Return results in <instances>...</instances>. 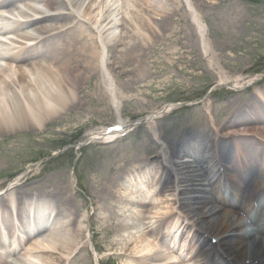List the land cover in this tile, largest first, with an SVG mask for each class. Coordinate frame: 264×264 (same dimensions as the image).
Here are the masks:
<instances>
[{"label": "bare ground", "instance_id": "obj_1", "mask_svg": "<svg viewBox=\"0 0 264 264\" xmlns=\"http://www.w3.org/2000/svg\"><path fill=\"white\" fill-rule=\"evenodd\" d=\"M36 1L32 10L42 15L35 18H41L33 19L21 12L26 23H18L19 32L9 37V45H0V136H9L22 129H43L53 118L83 105L79 93L85 82L94 75H97L100 90L113 108L114 120L108 126L87 133L84 142L111 143L127 134L135 123H128L122 116L121 102L124 97L120 95L115 82V74L125 70L116 62L108 61L107 56L113 49L122 56L140 40L149 38L150 42H155L153 37H164L162 31L171 35L175 28L167 20L178 14L175 3L182 0ZM183 2V20L190 33L189 38L196 36V44L215 73L218 85H230L232 80L233 88L241 89L245 84L241 82V75H229L216 59L198 0ZM170 5L174 9L169 8ZM137 6L140 9L133 11ZM150 14L159 17L155 18L160 20L159 25ZM16 24L9 22L5 29L13 28ZM129 26H139L141 32ZM76 30L77 38H67ZM30 47L36 49L37 57L42 55L44 58L17 64L13 63L16 60L9 58ZM260 96L264 99V92ZM208 104L209 100L203 102L207 111L210 110ZM174 108V104H168L145 118L152 141L160 146L158 155L163 160L162 174L168 175V181L157 188L162 175L157 183H151L147 182L148 178L138 180L132 174L136 182L133 183L131 172H125L123 182L112 179V185H117L107 191V203L97 207L99 212H103L100 215L103 223L108 219L105 210L111 217L113 212L118 214L116 224H119L118 228H124L118 244L129 248L119 254L127 256L129 264H173V258L178 259L181 254L175 255V251L160 248L155 244L156 236L153 237L160 229H165L169 242L179 246V253L187 250L192 254L204 246V251L198 257L212 256L223 264H264V226L254 235L244 224V218H237L231 209L218 213L219 206H213L211 200L219 180L240 184L238 176L250 175L254 167L250 165L248 150L239 146V137H254L264 146V113L253 109L252 118L240 114L222 131L215 130L216 138L223 136L232 139L243 159L240 166H229L230 174H227L221 173L219 164L213 162L212 151L219 153L216 146H210L203 156H195L194 148L187 151L191 153L189 155H182L184 149L171 155L167 146L160 143L156 121ZM252 145L248 148H254L253 141ZM256 153L259 157L258 150ZM199 158L206 161L207 169L197 168ZM262 163L264 166V158ZM19 180L10 182L5 193L0 192V196L4 194L11 205L18 209V220L15 222L9 208L0 205V247L5 241L18 244L22 253L20 261L14 260L12 264H69L94 238L88 233L91 231L85 222V214L72 217L73 211L79 209V203L74 201L69 190L50 191L46 197L48 200L28 206L26 213L30 219L27 217L25 221L26 214L23 215V206L19 203L21 196L16 193ZM139 181L142 182L140 189ZM144 186L146 189L149 187L148 190L143 189ZM255 186L253 184L252 188ZM153 187L155 189L151 190ZM262 190L264 188L257 191ZM149 192L150 196L147 195ZM259 192H253L250 201ZM161 195L168 197L167 200ZM114 198L121 202L113 204L111 200ZM171 218H177L174 224L176 228L170 227ZM31 223L35 225L30 227ZM119 239L114 238L112 244ZM92 246L95 248L94 244Z\"/></svg>", "mask_w": 264, "mask_h": 264}, {"label": "rangeland", "instance_id": "obj_2", "mask_svg": "<svg viewBox=\"0 0 264 264\" xmlns=\"http://www.w3.org/2000/svg\"><path fill=\"white\" fill-rule=\"evenodd\" d=\"M198 4L208 25L217 61L229 75H241V82L245 83L241 89H233L232 80L229 86L218 85L215 73L196 44V36L189 38L183 20V0L175 3L178 14L167 20L175 28L171 35L162 31L164 37H153L155 42H150L149 38L140 40L122 56L115 49L107 56L108 61L116 62L125 70L115 74L117 90L124 97L121 102L123 118L145 120L155 110L178 104L176 110L156 121L159 138L168 145L171 154L194 148L201 155V150L215 142V128L221 130L225 123L240 114L251 117L253 109L264 111V101L259 94L264 92V78L258 77L264 74V0H198ZM169 8L174 9L172 5ZM139 9L137 6L133 11ZM155 18L159 19L152 15V20L159 25L160 20ZM123 27H119L118 32ZM138 27L129 26L141 32ZM77 35L78 30L67 38H77ZM98 84L97 75L92 76L79 93L84 104L53 118L43 129H22L9 136H0V192L20 176L16 193L21 200L45 199L50 191L69 190L80 205L72 217L85 214L91 231L88 233L91 238L94 235L69 264H129L130 259L119 254L127 248L118 244L124 232V228L116 224L118 214L113 212L111 217L105 210L108 219L103 223L100 218L103 212L97 207L107 203V191L117 185H112V179L123 182L125 172H131L133 183L136 182L132 174L143 180L148 178L151 183H157L163 176L157 188L169 177L162 174L160 147L152 141L146 120L113 143L84 142L87 133L110 125L114 120L113 108ZM207 100L210 113L203 105ZM210 118H213V125ZM252 141L254 148L249 149ZM218 142L225 154L234 155L231 139H218ZM239 145L248 150L250 165H259L257 168H261L260 174L264 176L261 162L264 146L252 137H239ZM257 149L263 150H260L261 157L257 156ZM235 159L239 161L238 157ZM243 186L251 190L250 185ZM111 201L115 205L121 202L117 198ZM5 202L8 201L3 200ZM175 220L177 218H171L170 224ZM114 238L119 240L112 244Z\"/></svg>", "mask_w": 264, "mask_h": 264}]
</instances>
